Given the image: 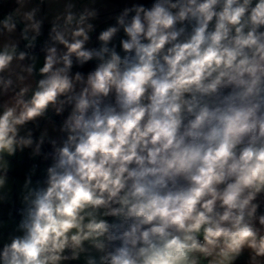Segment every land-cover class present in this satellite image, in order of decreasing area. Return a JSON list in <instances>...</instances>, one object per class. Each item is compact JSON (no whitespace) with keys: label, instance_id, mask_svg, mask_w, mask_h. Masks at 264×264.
<instances>
[{"label":"clouds","instance_id":"1","mask_svg":"<svg viewBox=\"0 0 264 264\" xmlns=\"http://www.w3.org/2000/svg\"><path fill=\"white\" fill-rule=\"evenodd\" d=\"M0 264H264V0H0Z\"/></svg>","mask_w":264,"mask_h":264}]
</instances>
